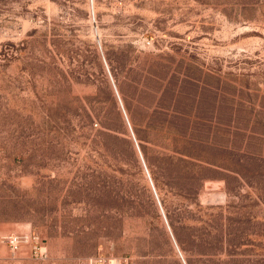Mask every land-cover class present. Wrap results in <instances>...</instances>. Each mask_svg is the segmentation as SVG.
Masks as SVG:
<instances>
[{"label": "rangeland", "instance_id": "374dc122", "mask_svg": "<svg viewBox=\"0 0 264 264\" xmlns=\"http://www.w3.org/2000/svg\"><path fill=\"white\" fill-rule=\"evenodd\" d=\"M97 253L264 264V0H0V264Z\"/></svg>", "mask_w": 264, "mask_h": 264}, {"label": "built area", "instance_id": "2783aa9c", "mask_svg": "<svg viewBox=\"0 0 264 264\" xmlns=\"http://www.w3.org/2000/svg\"><path fill=\"white\" fill-rule=\"evenodd\" d=\"M155 191V190H154ZM40 242L38 235H30L27 233H13L5 237V243L12 248V250L19 246L34 243L33 253L39 256V259H45L47 256L46 251L42 246L37 244ZM85 264H130L127 258L113 257L105 253H97L90 256Z\"/></svg>", "mask_w": 264, "mask_h": 264}]
</instances>
